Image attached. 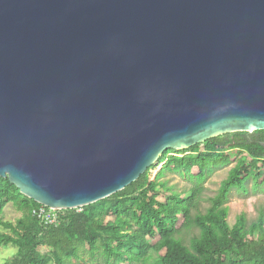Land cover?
Here are the masks:
<instances>
[{
    "label": "water",
    "instance_id": "95a60500",
    "mask_svg": "<svg viewBox=\"0 0 264 264\" xmlns=\"http://www.w3.org/2000/svg\"><path fill=\"white\" fill-rule=\"evenodd\" d=\"M264 130V0H0V178L53 210L167 149Z\"/></svg>",
    "mask_w": 264,
    "mask_h": 264
},
{
    "label": "trees",
    "instance_id": "16d2710c",
    "mask_svg": "<svg viewBox=\"0 0 264 264\" xmlns=\"http://www.w3.org/2000/svg\"><path fill=\"white\" fill-rule=\"evenodd\" d=\"M263 140L264 130L234 132L181 149L189 151L181 156L167 149L124 189L80 208L55 211L54 223L40 221L33 210L44 206L22 195L8 178H0V248H16L3 264H72L80 257V246L91 258L86 264L98 256L97 264H264L263 213L249 225L243 215L230 225L226 206L230 191L246 190L249 180L255 191L264 192ZM233 148L239 151L234 157L228 152ZM232 162L209 198L210 206L198 212L207 176ZM168 170L194 182L188 194L160 180ZM8 203L21 212L13 221L2 215ZM192 228L198 232L186 241L185 233Z\"/></svg>",
    "mask_w": 264,
    "mask_h": 264
},
{
    "label": "rangeland",
    "instance_id": "374dc122",
    "mask_svg": "<svg viewBox=\"0 0 264 264\" xmlns=\"http://www.w3.org/2000/svg\"><path fill=\"white\" fill-rule=\"evenodd\" d=\"M228 152L232 155V157L236 156L238 154V149L233 148L228 150ZM189 153V151L181 152L179 150H174L170 153V155H184ZM196 154V153H194ZM245 161H248L246 157H242ZM234 162L218 167L215 169L203 182V192L201 194V198L199 200L198 204V212H205V210L210 206L209 198L213 197L220 185V182L227 176L228 171L230 168L234 166ZM163 165V162L158 163L155 167L152 168L150 172V178H154L157 172L161 169ZM161 181H165L166 185L169 187H172L176 192H183L186 191V194H188L189 189L193 185V181L185 177L184 175L180 173H175L171 171H166L164 175L160 178ZM246 190L242 189H236L233 188L230 191L228 202L226 203V206L228 207V216L227 221L230 225H233L239 216L243 215L246 219V223L249 225L252 222H254L260 215V213H263L264 217V192L259 193L258 191H255L253 188V181L249 180L245 183ZM197 211H193V213H196ZM5 220L13 221L18 216L21 215V212H19L12 204L8 203L5 206V210H3L2 213ZM0 230H2L0 228ZM198 232L197 229L192 228L188 230V233H185L184 239L187 241L190 237L195 235ZM9 250H16V248L12 245L2 246L0 248V261H2V264L5 260L11 259L14 255L5 257V252ZM79 258H76V260L72 261V264H86L91 261V258L88 253L84 250L83 246H80L79 248ZM152 256L155 258L156 254L154 252H151ZM99 260V263H101V257H97V261L93 262V264H97Z\"/></svg>",
    "mask_w": 264,
    "mask_h": 264
},
{
    "label": "built area",
    "instance_id": "2783aa9c",
    "mask_svg": "<svg viewBox=\"0 0 264 264\" xmlns=\"http://www.w3.org/2000/svg\"><path fill=\"white\" fill-rule=\"evenodd\" d=\"M45 207V206H44ZM40 207L36 210H33V213L36 217L43 223H54L56 221V214L53 209Z\"/></svg>",
    "mask_w": 264,
    "mask_h": 264
},
{
    "label": "clouds",
    "instance_id": "9594fccd",
    "mask_svg": "<svg viewBox=\"0 0 264 264\" xmlns=\"http://www.w3.org/2000/svg\"><path fill=\"white\" fill-rule=\"evenodd\" d=\"M15 254V250H9V251H7V252H5V257H7V256H11V255H14ZM0 264H2V261H0Z\"/></svg>",
    "mask_w": 264,
    "mask_h": 264
},
{
    "label": "flooded vegetation",
    "instance_id": "af4514ba",
    "mask_svg": "<svg viewBox=\"0 0 264 264\" xmlns=\"http://www.w3.org/2000/svg\"><path fill=\"white\" fill-rule=\"evenodd\" d=\"M258 131H259V130H258ZM253 132H255V131H253ZM253 132H249V133H248V132H246V133H247V134H252ZM247 136H249V135H247ZM261 144H262V145H264V140H263V141H261Z\"/></svg>",
    "mask_w": 264,
    "mask_h": 264
}]
</instances>
